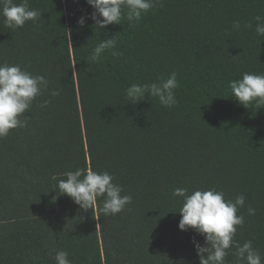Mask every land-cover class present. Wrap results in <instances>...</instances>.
I'll return each mask as SVG.
<instances>
[{
    "label": "trees",
    "instance_id": "obj_1",
    "mask_svg": "<svg viewBox=\"0 0 264 264\" xmlns=\"http://www.w3.org/2000/svg\"><path fill=\"white\" fill-rule=\"evenodd\" d=\"M28 2L42 16L22 28L6 27L0 14V64L44 75L60 95L38 96L27 127L0 138V264H55L60 250L72 264H199L193 240L205 242L179 230L175 188L243 194L235 238L264 257V106L243 107L229 88L245 72L264 74L254 19L264 0H161L136 27L122 20L99 31L86 0ZM114 36L122 57L86 62L100 39ZM173 71L177 105L128 100L131 84ZM78 168L108 171L132 202L116 215L101 214L99 200L81 209L57 187Z\"/></svg>",
    "mask_w": 264,
    "mask_h": 264
},
{
    "label": "clouds",
    "instance_id": "obj_2",
    "mask_svg": "<svg viewBox=\"0 0 264 264\" xmlns=\"http://www.w3.org/2000/svg\"><path fill=\"white\" fill-rule=\"evenodd\" d=\"M0 14L4 23L10 29L22 28L28 21L41 19L38 9L29 7L28 0L13 3L12 0H0ZM93 9L87 16L96 29H106L108 25L128 22V27H136L143 15L156 7H162L161 0H86ZM255 33L264 37V15L254 17ZM86 18L82 16L78 24L83 27ZM251 27V25H245ZM241 23L232 24L234 31H239ZM107 36V33H105ZM106 52L114 58H120L123 53L118 50L116 37L106 38L91 50L87 63H99ZM50 81L44 75H34L20 65L0 64V138H5L11 130L26 128L33 102L45 91L51 97L60 95L59 89L49 90ZM180 87L177 73L172 72L167 78H161L151 83H133L126 89V96L132 104L155 97L165 107H173L179 102L176 89ZM232 95L240 105L247 108L255 104L257 108L264 106V74L245 72L241 78L229 82ZM51 100H45L40 107H47ZM66 179H59L58 190L72 199L83 210L95 209L99 200V212L105 216L116 215L125 210L132 202V196L122 193L124 189L114 183L115 177L108 171H94L91 168H78L61 174ZM57 180L56 176L52 177ZM172 195L182 197L183 203L179 210L181 219L178 224L180 231L195 230L203 237L204 245L193 240L194 249L199 258V264H229V250L234 249L235 261L232 264H264V257L253 246L251 240L243 244L236 240L237 228L245 222L244 215H238L239 209L245 206L246 197L239 194L235 199H226L225 193L216 188L194 190L189 194L188 188H175ZM247 214L254 216L256 210L248 207ZM55 264H72L69 253L63 250L55 254Z\"/></svg>",
    "mask_w": 264,
    "mask_h": 264
}]
</instances>
